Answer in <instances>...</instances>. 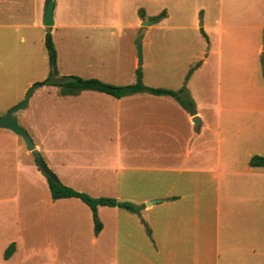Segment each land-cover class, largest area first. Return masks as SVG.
Instances as JSON below:
<instances>
[{
    "label": "rangeland",
    "instance_id": "1",
    "mask_svg": "<svg viewBox=\"0 0 264 264\" xmlns=\"http://www.w3.org/2000/svg\"><path fill=\"white\" fill-rule=\"evenodd\" d=\"M47 1L0 0V115L22 103L34 85L49 78L45 37L51 32L58 77L75 75L126 85L136 82V71L142 68L147 86L179 90L189 69L202 62L187 89L205 124L216 126L221 121V162L239 170L248 163L249 153L264 156V147L254 150L237 140L247 130H258L259 144L264 140L263 123L251 122L247 112L254 92H262L264 100V78L256 55L260 44L264 46V0H54L51 28L44 25ZM163 10L167 11L164 19L142 26ZM201 22L206 27H200ZM140 34L143 65L138 67ZM60 90L57 84L36 89L28 107L18 113L19 121L33 141L41 144L39 152L58 179L65 184L72 179L71 173L81 174L68 187L92 197L113 198L107 194L113 187L94 184L115 178L122 155L119 144L153 141L152 114H160L164 124L177 128L178 137L189 134L183 112L171 97L156 100L158 96L140 94L130 97H139L141 102L117 104L104 93L86 91L73 97L61 95ZM211 138L206 139L208 149L213 148ZM161 139L168 141L164 136ZM140 156L146 164L145 155ZM28 160L36 164L22 138L0 129V197L6 199L0 211L9 212L5 216L10 220L3 227L0 223V228L14 227L17 217L20 228L27 229L21 235L25 245L17 260L9 262L2 250L0 264H56L58 257L69 260L64 264H88L82 249L73 250L71 242L64 243L69 235L59 233L56 220L40 217L51 191L36 172L17 165ZM36 169L48 182L38 165ZM213 177L226 178L224 172L208 174L209 179ZM70 209L52 206L49 213ZM228 245L221 244V264H229L227 253L232 250ZM243 246L253 245L246 239ZM247 247L245 253H249ZM263 252L262 246L256 247L257 256L246 263L256 264Z\"/></svg>",
    "mask_w": 264,
    "mask_h": 264
},
{
    "label": "crops",
    "instance_id": "2",
    "mask_svg": "<svg viewBox=\"0 0 264 264\" xmlns=\"http://www.w3.org/2000/svg\"><path fill=\"white\" fill-rule=\"evenodd\" d=\"M263 49L264 46L260 44L256 54L259 62ZM137 98L114 99L117 104L141 102ZM162 98L157 97L156 100ZM175 104L183 112L189 128L188 136L180 134L178 137L177 128L164 124L165 118L162 120L160 114H152L153 141L126 142V146L119 144L122 155L121 163L115 169V178L110 182L98 180L94 184L113 187L108 190V195L119 201L143 206L140 213L101 206L98 212L103 230L95 235L91 209L87 211L80 199L53 200L51 196L41 207L40 217L48 221L56 220L59 233L69 235L64 243L71 242L72 249L75 246L73 250L82 249L88 264H221L224 258L220 251L222 243L230 244L227 246L232 250V253H227L229 264H234L233 260L238 264H248L246 262L253 260L256 247L262 246L264 249V168L249 166L252 153L248 154L250 158L242 169L223 164L220 160V146L224 142L221 121L216 126L205 124L198 106L194 116L199 118L201 124L195 128L192 121L194 116L176 101ZM220 112L221 108L218 107ZM247 112L251 122L256 121L258 125L262 122L264 127L262 92L253 93ZM25 129L28 131V128ZM239 135L241 139L238 137V144L244 143L254 150L264 147V140L259 144L258 130H247ZM161 136L168 141H160ZM208 137H212L213 148L210 149L207 146ZM35 145L39 151L42 149L38 142ZM28 154L25 151V155ZM140 155H145L146 164L142 163ZM17 165L22 166V170L36 172L38 179L48 184L36 169L35 162L28 160ZM223 172L226 178H208V174ZM61 174L68 178L69 174L64 171ZM71 174L72 179L65 182L66 186L74 185L81 177V174ZM155 200L160 202L147 205ZM4 201L6 199L0 197V204ZM237 201L242 204L233 206ZM58 205H68L71 209L49 213L52 206ZM0 213L3 227L10 223L8 216H5L9 212ZM14 224L12 228H0V251L15 245V252L7 259L9 262L11 259L17 260L16 257L21 254L25 245L21 235L27 231L20 228L17 217ZM85 225L86 232L81 233ZM246 239L253 246H243ZM256 240L261 244L257 245ZM246 247L249 253H245ZM67 261L60 257L55 259L56 264ZM256 264H264V252Z\"/></svg>",
    "mask_w": 264,
    "mask_h": 264
},
{
    "label": "trees",
    "instance_id": "3",
    "mask_svg": "<svg viewBox=\"0 0 264 264\" xmlns=\"http://www.w3.org/2000/svg\"><path fill=\"white\" fill-rule=\"evenodd\" d=\"M139 15L142 19L145 18L143 9L139 10ZM167 16V11L163 10L159 15L151 17L156 21H160ZM204 35L205 31L203 28L200 29ZM207 36V35H206ZM45 46L47 49L49 57L50 72H57V50L53 41L51 32L46 34ZM261 68L264 78V53L260 57ZM201 66V62L197 63L194 67L190 68L187 76L185 78L184 85L179 90H172L169 88L160 87H150L147 86L143 81L142 68H138L136 71V82L126 85H115L111 83H106L98 78H82L80 76L68 75L64 76V81L57 84L60 87V94L63 96H79L81 93L86 91H94L99 93H104L112 96L116 99H122L128 96L149 94L158 97H171L173 98L187 113L194 116L197 114V106L190 97L189 91L187 89V83L193 73ZM249 166L251 168H264V156L254 155L249 160ZM48 185L51 191V196L53 200L63 199V198H78L85 204H87L92 212L94 231L95 235H98L103 230V223L100 220L98 209L99 207H118L122 210L129 211L131 213H140L143 206L136 205L131 202L119 201L111 197H92L86 193L77 191L71 187L64 185L60 180L54 182L49 177ZM15 252V245L12 244L5 251V258L9 259Z\"/></svg>",
    "mask_w": 264,
    "mask_h": 264
},
{
    "label": "water",
    "instance_id": "4",
    "mask_svg": "<svg viewBox=\"0 0 264 264\" xmlns=\"http://www.w3.org/2000/svg\"><path fill=\"white\" fill-rule=\"evenodd\" d=\"M54 8H55V2L54 0H48L46 3L45 8V15H44V25L47 28H51L55 25L54 20ZM156 20H149L142 23V26L146 27L151 24H153ZM204 24L203 22L200 23V27H202ZM142 38L143 35L140 34L139 38L137 40V49H138V67H141L143 65V53H142ZM64 81V77H58L54 72H52L49 76V78L44 81L43 83L34 85L31 90L28 92L25 100L11 108L6 113L0 115V129L8 130L17 135L18 137L22 138L24 143L26 144L27 148L32 152L34 155L36 164L38 165L40 171L52 179L54 182H58L59 179L57 175L47 166L45 160L43 159L41 153L39 152L38 148L36 147L31 135L29 132L20 124L18 113L21 110H25L30 102V99L36 89L39 87L52 85V84H59ZM192 121L195 125V127H199L201 122L197 116H194L192 118ZM160 202V200L151 201L147 205H152Z\"/></svg>",
    "mask_w": 264,
    "mask_h": 264
}]
</instances>
